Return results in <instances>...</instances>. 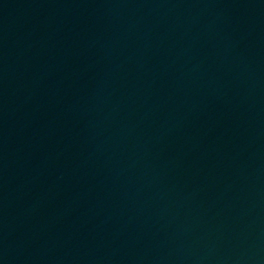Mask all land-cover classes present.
<instances>
[{
	"label": "water",
	"instance_id": "water-1",
	"mask_svg": "<svg viewBox=\"0 0 264 264\" xmlns=\"http://www.w3.org/2000/svg\"><path fill=\"white\" fill-rule=\"evenodd\" d=\"M0 264H264V0H0Z\"/></svg>",
	"mask_w": 264,
	"mask_h": 264
}]
</instances>
